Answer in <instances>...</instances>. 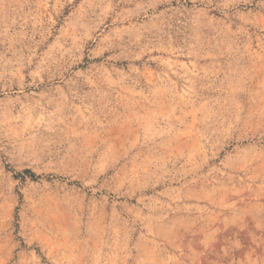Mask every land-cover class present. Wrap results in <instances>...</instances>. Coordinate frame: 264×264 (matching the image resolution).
Listing matches in <instances>:
<instances>
[{
    "label": "rangeland",
    "instance_id": "obj_1",
    "mask_svg": "<svg viewBox=\"0 0 264 264\" xmlns=\"http://www.w3.org/2000/svg\"><path fill=\"white\" fill-rule=\"evenodd\" d=\"M0 264H264V0H0Z\"/></svg>",
    "mask_w": 264,
    "mask_h": 264
}]
</instances>
